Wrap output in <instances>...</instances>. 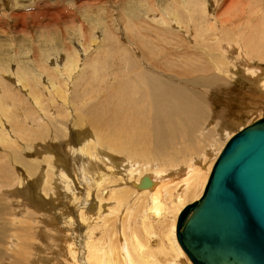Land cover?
<instances>
[{"label": "rangeland", "instance_id": "1", "mask_svg": "<svg viewBox=\"0 0 264 264\" xmlns=\"http://www.w3.org/2000/svg\"><path fill=\"white\" fill-rule=\"evenodd\" d=\"M239 48L240 50H238ZM210 60L213 66L208 63ZM243 62L249 64L250 68L264 71V0H0V131L3 132H0V141L2 142H0V169L5 171L4 173L12 174L9 178L7 177V181L0 177V206H2V208L0 207V224L3 225H0V264H13V258L21 260L24 258V261L27 262L28 260L30 264H94V260L90 258L92 254L90 250L94 251L98 247H103L102 249L106 252L104 264H111L116 263V257L113 255H117L118 251L121 252L125 241L128 246H131L132 242V247L129 248H134L132 254L137 259L138 255L134 253L136 248L134 234L143 244V253L152 256L150 258H153L154 263L184 264L185 260L181 258L176 263L175 260L178 257L174 256V251L165 245L168 244L164 234L166 230L168 232L169 221L165 222L167 229L164 230L160 224L164 220L157 221L158 219H154L152 214L150 216V213L147 212L152 203V198L149 194H142L143 191L135 189L132 184L138 183V180L147 176L154 178L160 176L159 178H164L163 181L167 185L173 184L174 181H181L182 186L174 190L172 198L162 196L164 192H161V196L158 198L165 204L171 203L169 211L174 214H176L175 207L178 198L184 199L183 205L185 207L201 197L204 190L205 172L209 167L212 169L225 143L241 130V126L244 128L264 117L263 109L258 110L262 106L260 103L261 96L250 84L252 81L248 83L245 80H250L251 76L245 75L242 67ZM217 64L219 65L217 66ZM204 66L206 69L203 68ZM187 70L195 74L192 75ZM187 73L192 75V78L203 77L207 79L205 77H211L212 80L211 75L217 74L216 77L225 79L226 85L221 84L223 80L214 85L212 84L213 81L206 80L208 81L207 86L205 84L203 89V87L196 86L195 80L187 77ZM226 73L233 76L231 80L233 82L228 81L227 76L224 75ZM263 74L260 72L259 76L262 78ZM148 77H156L165 84L178 87L181 93L189 95L193 102L196 101L200 104H195L200 111L193 126L195 128L190 129L188 122L184 119L181 122L176 120L177 125L181 123L187 125L190 133L189 135L183 133L185 136L180 133L178 139L166 147H157L156 138L150 136V128L158 120L155 121V116L152 115L147 105L149 102L147 94L151 90L144 86L139 87L146 82ZM218 78L214 80L218 81ZM208 83L212 87L221 88H212ZM218 84L221 85L218 86ZM125 85L132 89L136 87L133 91L134 94L130 93L127 87L125 89ZM200 90H209L207 92L209 93L208 104L198 101L194 97ZM120 95L125 96V98L124 96L121 98L124 102L121 100L122 104H119V106H124H121L122 109L128 110L129 105H134L142 111L140 112L142 119L132 120L135 121L133 123V136H128L126 139L128 127L120 128L117 133L113 125L115 124L114 120L123 119V114L118 112L119 115H113V110L110 111ZM105 97L107 101H102ZM202 103L205 105H201ZM94 111H97L96 113L100 114L101 117ZM262 111L263 113H261ZM89 115L95 117L92 116L93 119H91ZM105 115L106 117H104ZM117 115L121 116L118 117ZM73 116L77 118L74 119ZM137 118L139 117H135V119ZM81 119L85 122H82ZM72 120L74 121L70 122ZM93 121V124L97 121L99 128L92 124ZM103 122L104 125H102ZM75 126L79 127L75 128ZM90 127H94V129ZM12 129L15 130L12 131ZM28 132L29 134H27ZM145 132L147 133L146 137L141 139V133ZM100 134L103 136H99ZM80 136L81 139H79ZM116 136L118 137L116 138ZM11 138L12 140H10ZM52 138L54 139L52 140ZM107 139L108 141H105ZM10 141L13 142L10 143ZM115 141L118 142L115 143ZM137 147L140 148L134 149ZM10 159L12 160L10 161ZM34 160H37L40 168L36 163L34 164ZM87 164L93 165L89 169ZM197 168L203 172V178L194 184V193L184 197V189L187 188L184 179L190 178ZM14 170L17 174L14 173ZM103 171L104 173H102ZM13 174L17 177L20 176V178H16ZM158 174L159 176H157ZM29 179L31 181L33 179V181L29 183ZM66 179L71 182H67ZM104 180L105 182H103ZM98 185L99 187H97ZM105 189L106 192L104 193ZM122 193L124 200L119 204L115 196ZM133 196L135 198H132ZM102 197L104 198L101 199ZM107 198L110 199L107 201ZM80 207L81 211L79 210ZM113 208L116 210L115 213H113ZM48 210L51 211L48 212ZM109 210H113L112 213ZM126 210L128 211L126 212ZM108 213L114 216L109 215L108 217ZM49 216L50 218H48ZM143 216L146 219H151V217L152 219L145 220ZM81 217L84 219L83 221H80L82 220ZM18 220L19 223H17ZM165 220H169V218ZM24 222L26 223L23 224ZM127 222L129 225L126 224ZM113 223L114 225H112ZM47 224L48 226H46ZM68 224L72 226V229ZM4 226L8 229L2 230ZM116 230L118 233L120 231L121 235L116 234ZM94 232L96 233L93 235ZM56 233L59 234L56 235ZM151 233H154V236ZM127 235L131 240L128 239ZM103 236H106L108 241L113 240L112 242L109 241L110 246H108L107 240L103 239ZM146 236L151 237V240ZM3 237L4 239H2ZM25 242H30V244L27 245ZM79 242L81 245L78 244ZM97 243L99 244L98 247ZM106 243L108 245L105 249ZM159 243L162 245L160 246ZM158 245L162 248L160 249ZM113 248L117 252H114ZM19 249L25 251L21 258L16 255ZM110 251L113 252L112 255ZM65 252L67 253L66 256ZM175 257L176 259H174ZM76 259L80 261H76Z\"/></svg>", "mask_w": 264, "mask_h": 264}, {"label": "bare ground", "instance_id": "2", "mask_svg": "<svg viewBox=\"0 0 264 264\" xmlns=\"http://www.w3.org/2000/svg\"><path fill=\"white\" fill-rule=\"evenodd\" d=\"M215 2V1H214ZM217 6V5H216ZM259 13V12H258ZM225 24V23H224ZM214 27V26H213ZM193 28V27H192ZM215 28V27H214ZM216 29V28H215ZM212 30V29H211ZM216 30H218V29H216ZM216 30H214L215 32H216ZM221 30V29H220ZM222 31H223V29H222ZM220 32V31H219ZM252 32V31H251ZM205 33V32H204ZM203 34V33H202ZM219 34V33H218ZM211 35H214V34H211ZM211 35H208V36H211ZM240 35H242V34H240ZM260 35V34H259ZM237 36V35H236ZM239 36V35H238ZM249 36V35H248ZM254 37V36H253ZM204 39V38H203ZM202 39V40H203ZM249 39V38H248ZM212 41V40H211ZM247 41H249V40H247ZM244 42V41H243ZM246 42V41H245ZM232 43V42H231ZM248 43V42H247ZM246 43V44H247ZM250 43V42H249ZM248 46H250L249 44H248ZM247 46V47H248ZM216 47V46H215ZM186 48V47H185ZM249 48V47H248ZM257 48V47H256ZM238 50H240V48L238 49ZM229 53V52H228ZM239 54V53H238ZM219 55V54H218ZM222 56V55H221ZM245 56V55H244ZM220 57V56H219ZM224 57V56H223ZM198 58V57H197ZM222 58V57H221ZM218 59V58H217ZM213 60V59H212ZM222 60V59H221ZM225 61V60H224ZM228 61V60H227ZM231 61V60H230ZM247 61V60H246ZM248 62V61H247ZM188 63V62H187ZM209 64H211L212 65V61L210 60V62H208ZM216 63V62H215ZM214 63V64H215ZM196 65V64H195ZM219 64H217V66H218ZM222 65H224V64H222ZM230 65H233V64H230ZM235 65V64H234ZM192 66V65H191ZM197 66V65H196ZM195 66V67H196ZM199 66V65H198ZM213 66V65H212ZM221 66V65H220ZM188 67V66H187ZM207 67V66H206ZM209 67H210V65H209ZM225 67V66H224ZM242 67H243V69H244V73H245V75L246 76H248L249 75V77L251 76V78H250V80H248V79H245L248 83L249 82H251L250 84H252L255 88H254V90H256V92H258V94H259V92H260V94H259V96L261 95V92H264V76L261 78L260 76H259V74H260V72H263L264 73V71H259L257 68H250L249 67V64H247L246 62H243V65H242ZM190 68H192V67H190ZM197 68V67H196ZM201 68H202V66H201ZM203 68H205V66L203 67ZM234 68H235V66H234ZM189 69V68H188ZM206 69V68H205ZM210 69H211V67H210ZM217 69H219V67H217ZM221 69V68H220ZM228 69V68H227ZM196 70V69H195ZM201 70V69H200ZM214 70V69H213ZM230 70V69H229ZM241 70V69H240ZM188 71V70H187ZM197 71V70H196ZM204 72L206 71V70H203ZM188 72H190V71H188ZM207 72V71H206ZM211 72V71H210ZM218 72V71H217ZM243 72V71H242ZM258 72H259V74H258ZM191 73V72H190ZM196 73H199V72H196ZM201 73V72H200ZM224 73V72H223ZM228 73V72H227ZM224 74L225 76H227V78H228V81L229 82H233V81H231L232 80V78H233V76L231 75V74ZM237 73V72H236ZM17 74V73H16ZM15 74V75H16ZM188 74V73H187ZM192 75L193 74H195V73H191ZM235 74V73H234ZM13 75V74H12ZM18 75V74H17ZM53 75V74H52ZM152 75V74H151ZM190 74H188V75H186L187 77H191L192 75H190ZM264 75V74H263ZM205 76H208V75H205ZM212 77H213V80L211 79V77L210 78H208V77H205V78H207V79H204L203 77H191L190 79H193V80H195V85L196 86H200V87H203L205 84V86H207V82L208 81H206V80H209V81H213V85L215 84V83H219L221 80H223L222 82H221V84L222 83H224L225 84V79H223V78H221V77H216L217 76V74L215 75H211ZM6 77V76H5ZM14 77V76H13ZM235 77V76H234ZM237 77H239V76H237ZM10 78V77H9ZM16 78V77H15ZM217 79L218 78V81L217 80H214V79ZM17 80V79H16ZM234 80V79H233ZM13 82V81H12ZM58 82V81H57ZM193 82V81H192ZM16 83H18V82H16ZM16 83H14L15 84V86H17L16 85ZM209 83H211V82H209ZM208 83V84H209ZM13 84V85H14ZM54 84V83H53ZM149 84H150V86H149ZM185 84V83H184ZM221 84H218V86L219 85H221ZM192 85V84H191ZM193 85H194V83H193ZM192 85V86H193ZM194 85V86H195ZM210 85V84H209ZM226 85V84H225ZM19 86V85H18ZM146 87V88H148V89H150L151 90V92H149L148 94H147V98H148V100H149V102H148V107L150 108V110H151V113H152V115L153 116H155V121L156 120H158L156 123H155V121H154V125H152V127L150 128V136H154L155 138H156V145H157V147H166L167 145H169V144H171V143H174L177 139H178V137H179V135H181L180 133H182V136H185L186 134H188L189 135V133H190V129L194 126V124H195V122L197 121V119H198V116H199V110L197 109V106L196 105H200V104H198L196 101H195V99H194V101L195 102H193L192 100H191V98L189 97V95L187 96V95H184L183 93H181L180 91H179V89H178V87L176 88V87H174V86H172V85H169V84H165L164 82H162V81H160V80H158L156 77H148L147 78V80H146V82L145 83H143V84H141V85H139V87L141 88V87ZM188 86V85H187ZM211 86V85H210ZM224 86V85H223ZM49 87V86H48ZM126 87H127V85H125V89H126ZM212 87V86H211ZM19 88H20V86H19ZM51 88H52V86H51ZM59 88V87H58ZM136 88V87H135ZM135 88H131V87H127V90H129L130 91V93H133V91H134V89ZM212 88H215V86L214 87H212ZM218 88H221V87H216L215 89H218ZM48 89V88H47ZM203 89H204V87H203ZM207 89H209V88H207ZM206 89V90H207ZM23 90H27V89H23ZM46 90V89H45ZM56 90V89H55ZM206 90H203V91H201L200 90V92H198V94H196L197 96H194L198 101H201V102H203V103H206L207 102V98H208V94L209 93H207V92H209V90L208 91H206ZM66 91V90H65ZM126 91V90H125ZM199 91V90H198ZM251 91V90H250ZM60 92H62L61 90H60ZM46 93H48L49 94V92H46ZM45 93V94H46ZM211 93V92H210ZM52 94V93H51ZM74 94V93H73ZM76 94V93H75ZM89 94H91V93H89ZM134 94V93H133ZM191 94V93H190ZM213 95V94H212ZM66 96V95H65ZM121 96V95H120ZM119 96V98H118V100H117V102L114 104V107L113 108H111L110 109V111H112V114L114 115V114H118V112H121L122 114H123V119H117V120H114L115 121V124H113L114 126H115V130H116V132H117V130H119L120 128H127L128 127V130L126 131V135H125V139L128 137V136H130V137H132L133 136V133H134V125H133V123L135 122V121H132V120H138V119H142L141 117H140V112H142V111H140L137 107H135L134 105H129V107H128V110L127 109H122L121 108V106H123V105H121V106H119V104H122V99L121 98H123L122 96H124V95H122L121 97ZM211 96V95H210ZM124 98H125V96H124ZM57 99V98H56ZM261 99V98H260ZM52 100H54V99H52ZM58 100V99H57ZM122 100V101H121ZM102 101H107V98L105 97V98H103L102 99ZM127 101V100H126ZM126 101H125V103H126ZM131 101V100H130ZM68 102V101H67ZM124 102V101H123ZM52 103V102H51ZM71 103V102H70ZM201 104V105H205V104ZM35 104V103H34ZM34 104H33V106H34ZM68 104V103H67ZM196 104V105H195ZM207 104H208V102H207ZM254 105H256V104H254ZM65 106V105H64ZM92 106V105H91ZM95 107V106H94ZM109 107H110V105H109ZM112 107V106H111ZM124 107V106H123ZM256 107V106H255ZM35 108H37L36 106H35ZM51 108V107H50ZM56 108V107H55ZM64 108V107H63ZM70 108V107H69ZM71 108H72V106H71ZM74 109V108H73ZM38 110V109H37ZM51 110V109H50ZM91 110V109H90ZM98 110V109H97ZM197 110H198V112H197ZM250 110V109H249ZM264 110V109H263ZM53 111V110H52ZM66 111H69V110H66ZM70 111H72V109H70ZM54 112V111H53ZM58 112V111H57ZM62 112V111H61ZM64 112H65V109H64ZM73 112V111H72ZM93 112V111H92ZM95 112V111H94ZM97 112V111H96ZM95 112V113H96ZM102 112V111H101ZM108 112V111H107ZM68 113V112H67ZM75 113V112H74ZM197 113V114H196ZM249 113V112H248ZM259 113V112H258ZM257 113V114H258ZM263 113V112H262ZM64 114V113H63ZM66 114V113H65ZM64 114V115H65ZM71 114H73V113H71ZM90 114H92V113H90ZM97 114V113H96ZM121 114V115H122ZM60 115H62V114H60ZM95 115V114H94ZM98 115V114H97ZM96 115V116H97ZM100 115V114H99ZM98 115V116H99ZM107 115V114H106ZM106 115L104 116V117H106ZM109 115H111V114H109ZM119 115V114H118ZM117 115V116H118ZM120 115V116H121ZM249 115H250V113H249ZM259 115V114H258ZM40 116V115H39ZM76 116V115H75ZM78 116V115H77ZM90 116V118L93 116H91V115H89ZM120 116H118V117H120ZM194 116H197V117H194ZM9 117V116H8ZM42 117H43V115H42ZM74 117V116H73ZM72 117V118H73ZM79 117V116H78ZM81 117V116H80ZM95 116H93V118H94ZM100 117H101V115H100ZM135 117H139V118H137V119H135ZM191 117H194V118H191ZM10 119H11V117H9ZM75 118H77V117H74V119ZM90 118H89V120H90ZM93 118H91V119H93ZM97 119H98V117H96ZM112 118H116V117H112ZM40 119H42L41 117H40ZM186 120L187 122H188V126H189V130H188V126L187 125H184V124H179V125H177L176 123H175V121L176 120H178V121H182V120ZM258 119V118H257ZM71 120V119H70ZM94 120H96V119H94ZM103 120V119H102ZM102 120H99V121H101L102 122ZM107 120H108V118H107ZM110 120V119H109ZM112 120V119H111ZM14 121V120H13ZM74 120H72V121H70V122H73ZM76 121V120H75ZM80 121V119L78 120V122ZM81 121H82V119H81ZM92 121V120H91ZM90 121V122H91ZM105 121V120H104ZM113 121V120H112ZM130 121V122H129ZM69 122V123H70ZM82 122H85V121H82ZM108 122V121H107ZM76 123V122H75ZM94 123V121L92 122V124ZM110 123V122H109ZM112 123H114V122H112ZM111 123V124H112ZM76 124H78V123H76ZM84 124V123H83ZM102 124V123H101ZM105 123L103 122V124L102 125H104ZM132 126H131V125ZM197 124V123H196ZM5 125H6V123H5ZM17 125H18V123H17ZM31 125V124H30ZM86 125V124H85ZM95 127H98L99 128V126H98V123H97V121L95 122V124H93ZM100 125V124H99ZM88 126V125H87ZM106 126V125H105ZM114 126H112V127H114ZM7 127V126H6ZM15 127V126H14ZM77 127H79V126H77ZM76 126H75V128H77ZM81 127H83V126H81ZM101 128H103L102 126H100ZM17 128V127H16ZM68 128V127H67ZM71 128V127H70ZM91 128V127H90ZM109 128V127H108ZM110 128H111V125H110ZM193 128H195V127H193ZM5 129V128H4ZM21 129V128H20ZM28 130H29V128H27ZM69 129V128H68ZM82 129V128H81ZM91 129H94V127L93 128H91ZM104 129V128H103ZM113 129V128H112ZM241 129H242V126H241ZM3 130V129H2ZM15 130V129H14ZM13 129H12V131H14ZM25 130V129H24ZM27 130V131H28ZM37 130V129H36ZM73 130V129H72ZM76 130V129H75ZM84 130V129H83ZM182 130H186V131H182ZM4 131V130H3ZM9 131V130H8ZM11 131V132H12ZM40 131V130H39ZM80 131V130H79ZM94 131V130H93ZM98 131H101V130H99L98 129ZM106 131V130H105ZM0 132H2V131H0ZM33 132V131H32ZM38 132V131H37ZM70 132V131H69ZM72 132V131H71ZM86 132V131H85ZM96 132V131H95ZM94 132V133H95ZM115 132V133H116ZM119 132V131H118ZM117 132V133H118ZM3 133V132H2ZM10 133V132H9ZM13 133V132H12ZM17 133V132H16ZM21 133V132H20ZM34 133V132H33ZM76 133V132H75ZM99 133V132H98ZM107 133V132H106ZM108 133H110V132H108ZM111 133H112V130H111ZM183 133H185V135H183ZM19 134V133H18ZM26 134V133H25ZM25 134H24V136H25ZM27 134H29V132L27 133ZM26 134V135H27ZM31 134V133H30ZM66 134V133H65ZM73 134V133H72ZM102 134H104V133H102ZM102 134H100L99 136H101ZM114 134V133H113ZM4 135H5V133H4ZM15 135V134H14ZM21 135L23 136V134L21 133ZM71 135V134H70ZM75 135V134H74ZM78 135H80L79 133H78ZM77 135V136H78ZM86 135H88V134H86ZM109 135V134H108ZM117 135H120V134H117ZM146 135H147V133L145 132V133H141V135H140V138L141 139H143V137H146ZM228 135V134H227ZM233 135V134H232ZM0 136H1V134H0ZM5 136H7V135H5ZM31 136V135H30ZM35 136V135H34ZM39 136H40V134H39ZM44 136V135H43ZM55 136H57V135H55ZM72 136V135H71ZM97 136V135H96ZM103 136V135H102ZM101 136V137H102ZM230 136V135H229ZM10 137V136H9ZM14 137V136H13ZM33 137V136H32ZM48 137H50V136H48ZM79 137V136H78ZM78 137H76V138H78ZM83 137V136H82ZM113 136L111 135V138H112ZM115 137V136H114ZM118 136H116V138H117ZM120 137V136H119ZM181 137V136H180ZM1 138V137H0ZM3 138H4V136H3ZM38 139H39V137H37ZM58 138V137H57ZM72 138V137H71ZM99 138V137H98ZM8 139V138H7ZM23 139V138H22ZM49 139V138H48ZM54 138H52V140H53ZM74 139V138H73ZM79 139H81V136H80V138ZM10 140H12V138L10 139ZM20 140V139H19ZM27 140V139H26ZM30 140V139H29ZM43 140H44V138H43ZM51 140V141H52ZM100 141H101V139H99ZM113 140H114V138H113ZM116 140V139H115ZM118 140V139H117ZM122 140V139H121ZM42 141V140H41ZM56 141V140H55ZM79 141V140H78ZM77 141V142H78ZM98 141V140H97ZM104 141V140H103ZM105 141H108V139L107 140H105ZM112 141V140H111ZM120 141V140H119ZM1 142V141H0ZM8 142V141H7ZM13 141H10V143H12ZM76 142V143H77ZM80 142H81V140H80ZM102 142V141H101ZM113 142V141H112ZM116 142H118V141H115V143ZM2 143V142H1ZM4 143V142H3ZM6 143V142H5ZM72 143H74V142H72ZM95 143V142H94ZM109 143H111L110 142V140H109ZM109 143H106V144H109ZM115 143H114V145H115ZM7 144V143H6ZM6 144H5V146H6ZM15 144H17V143H15ZM21 144V143H20ZM32 144V143H31ZM51 144V143H50ZM105 144V143H104ZM2 145V144H1ZM8 145H10L9 143H8ZM18 145V144H17ZM75 145V144H74ZM117 145H119V144H117ZM4 146V145H3ZM30 146V145H29ZM78 146V145H77ZM81 146V145H80ZM110 146V145H109ZM9 147V146H8ZM38 147V146H37ZM107 147V146H106ZM120 147V146H119ZM17 148H19V147H17ZM25 148V147H24ZM77 148V147H76ZM75 148V149H76ZM138 148H140V147H137V148H134V149H138ZM28 149H31V147H28ZM34 149H35V147H34ZM40 149V148H39ZM82 149V148H81ZM86 149V148H85ZM111 149H112V147H111ZM118 149V148H117ZM33 150V149H32ZM47 150V149H46ZM80 150V149H79ZM115 150V149H114ZM19 151V150H18ZM26 151V150H25ZM111 151V150H110ZM118 151V150H117ZM3 152V151H2ZM8 152H9V150H8ZM22 152V151H21ZM35 152V151H34ZM37 153L39 152V150L38 151H36ZM29 153V152H28ZM84 153H86V152H84ZM92 153V152H91ZM158 153H161V152H158ZM22 154V153H21ZM31 154H32V152H31ZM31 154H29V155H31ZM15 155V154H14ZM19 155V154H18ZM9 156H10V153H9ZM13 156V155H12ZM45 156V155H44ZM85 156H86V154H85ZM17 157V156H16ZM19 157V156H18ZM111 157V156H110ZM1 158V157H0ZM14 158V157H13ZM58 158V157H57ZM33 159V158H32ZM31 159V160H32ZM36 159V158H35ZM93 159V158H92ZM95 159V158H94ZM112 159V158H111ZM12 159H10V161H11ZM16 160V159H15ZM103 160V159H102ZM115 160V159H114ZM131 160V159H130ZM130 160H128V161H130ZM9 161V162H10ZM35 161V160H34ZM45 161V160H44ZM48 161V160H47ZM51 161V160H50ZM73 161V160H72ZM105 161V160H104ZM15 162V161H14ZM22 162V161H21ZM97 162V161H96ZM106 162V161H105ZM11 164H12V162H10ZM29 163H30V161H29ZM29 163H27V164H29ZM37 164L38 165V163H37V160L34 162V164ZM39 163H40V161H39ZM70 163V162H69ZM81 163V162H80ZM136 163V162H135ZM3 164V163H2ZM26 164V166H29V165H27ZM33 164V165H34ZM78 164V163H77ZM14 165V164H13ZM16 165V164H15ZM19 165V164H18ZM18 165H17V167H18ZM32 165V164H31ZM32 165V166H33ZM44 165V164H43ZM43 165H41V167H43ZM48 165V164H47ZM84 165V164H83ZM93 165V164H92ZM92 165H86L87 167H89V169H90V166H92ZM107 166H108V164H106ZM129 165V164H128ZM1 166V165H0ZM6 166V165H5ZM39 166V165H38ZM45 166V165H44ZM49 166V165H48ZM97 166V165H96ZM130 166V165H129ZM36 167V166H35ZM34 167V168H35ZM49 167H51V166H49ZM109 167V166H108ZM191 167H192V165H191ZM190 167V168H191ZM200 167V166H199ZM15 169H17L16 167H14ZM33 168V169H34ZM38 168V167H37ZM39 168H40V166H39ZM38 168V169H39ZM63 168V167H62ZM82 168V167H81ZM106 168V167H105ZM134 168V167H133ZM189 168V169H190ZM193 168V167H192ZM20 169V168H19ZM28 169V168H27ZM45 169H46V167H45ZM49 169V168H48ZM85 169V168H84ZM107 169V168H106ZM110 169V168H109ZM135 169V168H134ZM188 169V168H187ZM201 169V168H200ZM12 170V169H11ZM88 170V169H87ZM110 170H115V169H113V168H111ZM126 170H128V169H126ZM129 170H130V168H129ZM211 169H210V167L207 169V172H205V176H204V180H205V182H204V186H203V189L205 188V185H206V183H207V180H208V178H206V177H208V175H210V173L209 172H211L210 171ZM15 171L16 170H14V173H15ZM18 171V170H17ZM20 171V170H19ZM21 171H22V169H21ZM21 171H20V173H21ZM33 172H34V170H32ZM31 171V172H32ZM36 171V170H35ZM39 171V170H38ZM41 171V170H40ZM48 171V170H47ZM102 171V170H101ZM131 171V170H130ZM129 171V172H130ZM5 171H2L1 169H0V177H2L4 180H8V178H9V176L10 175H12V174H10L9 175V173H4ZM26 172H27V170H26ZM42 172V171H41ZM51 172V171H50ZM49 172V173H50ZM58 172H60V171H58ZM110 172V171H109ZM112 172V171H111ZM117 172V171H116ZM133 172V171H132ZM192 172V171H191ZM12 173V172H11ZM38 173V172H37ZM87 173V172H86ZM91 173V172H90ZM102 173H104V171L102 172ZM127 173V172H126ZM15 174H17V172L15 173ZM15 174H13V175H15ZM23 174H24V172H23ZM33 174V173H32ZM93 174H95V173H93ZM96 174H99V173H96ZM124 174V173H123ZM129 174V173H128ZM154 174H157V173H154ZM202 174H203V172H201L200 170H198V168L196 169V170H194V173H193V175L189 178H186V179H184V181L186 182V185H187V188L186 189H184V197L186 196H190L191 194H193L194 193V190H193V186H194V184L195 183H197L198 182V180L199 179H201V178H203L202 177ZM66 175V174H65ZM91 175V174H90ZM110 175V174H109ZM116 175V174H115ZM131 175V174H130ZM144 175V174H143ZM161 175V174H160ZM185 175V174H184ZM19 176V175H18ZM21 176H22V174H21ZM36 176H37V174H36ZM63 176H64V174H63ZM62 176V177H63ZM92 176V175H91ZM119 176V175H118ZM157 176H159V174L157 175ZM176 176V175H175ZM8 177V178H7ZM15 177L16 178H20V176L19 177H17L16 175H15ZM23 177V176H22ZM48 177V176H47ZM60 177V176H59ZM66 177H67V175H66ZM120 177V176H119ZM123 177V176H122ZM131 177H132V175H131ZM160 177V176H159ZM159 177H150V176H147V177H140L141 179L140 180H138V183H133L132 184V187H134L135 189H137V190H139V191H143V192H141L142 194H149V196H150V198H152V203L150 204V207L147 209V207H146V209H147V212H149L150 213V216H151V214H152V216L154 217V219H158L157 221H161V219L162 220H164L163 222H160V224L162 225L161 227H163L164 228V230L165 229H167V223H165V222H167V221H169V223H168V226H169V229H168V232H167V230H166V233L164 234L165 236H164V238L166 239H164L165 241H167L168 242V244H165L166 246H167V248L168 247H170V249L172 250V251H174V253H175V255L174 256H176V257H178L177 259H176V257L174 258V259H176L175 260V262L177 261V260H179V258H181V259H184L185 260V262H186V264H191V262L188 260V258L186 257V255L183 253V251H182V249L180 248V246H179V244L177 243V239H176V224H177V220H178V217H179V215H180V213H181V211L186 207V206H189V205H186L185 207H184V205H183V202H184V199H181V198H178V200H177V206L175 207V213L176 214H174V213H172L171 211H169L170 210V206L172 205L171 203L169 204V203H164V202H162V201H159L158 200V198H160V196H161V192H164L163 193V195L162 196H166L167 198H172L174 195H173V193H174V190L176 189V188H179L180 186H182L181 185V181H174L173 182V184H171V185H167V184H165L164 183V181H163V179L164 178H159ZM180 177V176H179ZM13 178V177H12ZM53 178V177H52ZM84 178V177H83ZM156 178H157V180H156ZM10 179H11V177H10ZM23 179H25V178H23ZM23 179H22V181H23ZM68 179V178H67ZM67 179H66V181H67ZM112 179V178H111ZM114 179V178H113ZM120 179V178H119ZM176 179V178H175ZM30 180V179H29ZM28 180V181H29ZM59 180H61V179H59ZM100 180V179H99ZM133 180H134V178H133ZM32 181H33V179H32ZM31 180H30V182L29 183H31L32 182ZM69 182H71L70 180H68ZM67 181V182H68ZM110 181V180H109ZM121 181V180H120ZM119 181V182H120ZM127 181V180H126ZM168 181V180H167ZM10 182V181H9ZM20 182H21V180H20ZM19 182V183H20ZM45 182V181H44ZM47 182V181H46ZM60 182V181H59ZM96 182V181H95ZM103 182H105V180L103 181ZM118 182V183H119ZM100 183H102V182H100ZM116 183V182H115ZM128 183V182H127ZM9 184V183H8ZM14 184V183H13ZM16 184V183H15ZM24 184H25V182H24ZM61 184H63V183H61ZM65 184H66V182H65ZM103 184V183H102ZM117 184V183H116ZM130 184V183H129ZM184 184V183H183ZM198 184H200V183H198ZM26 185V184H25ZM35 185V184H34ZM67 185V184H66ZM71 185V184H70ZM95 185V184H94ZM115 185V184H114ZM121 185V184H120ZM185 185V186H186ZM19 186H21V185H19ZM68 186V185H67ZM113 186V185H112ZM127 186V185H126ZM72 187H73V185H72ZM97 187H99V185L97 186ZM103 187H105V186H103ZM120 187V186H119ZM124 187V186H123ZM130 187V186H129ZM184 187V186H183ZM31 188V187H30ZM70 188V187H69ZM69 188H68V190H69ZM90 188V187H89ZM107 188V187H106ZM110 188H112V187H110ZM125 188V187H124ZM66 189H67V187H66ZM202 189V188H201ZM70 190H71V188H70ZM109 190V189H108ZM136 190V191H137ZM148 190H151L150 192L148 191ZM28 192V191H27ZM106 192V189H105V191H104V193ZM118 192V191H117ZM203 192V191H202ZM77 193V192H76ZM89 193V192H88ZM115 193V192H114ZM140 193V192H139ZM179 193H181V192H179ZM28 194V193H27ZM30 194V193H29ZM84 194V193H83ZM1 195V194H0ZM25 195V194H24ZM104 195V194H103ZM110 195V194H109ZM137 195V194H136ZM173 195V196H172ZM107 196V195H106ZM105 196V197H106ZM148 196V197H149ZM181 196H182V194H181ZM33 197V196H32ZM86 197V196H85ZM116 197V201H117V203H122V201L124 200V194L122 193V194H119V195H117V196H115ZM38 198V197H37ZM104 197H102L101 199H103ZM132 198H135L134 196L132 197ZM144 198H146V197H144ZM163 198V197H162ZM177 198V197H176ZM24 199V198H23ZM26 199V198H25ZM83 199V198H82ZM98 199H99V197H98ZM110 198H107V201L109 200ZM164 199V198H163ZM162 199V200H163ZM200 199V198H199ZM198 199V200H199ZM87 200V199H86ZM100 200V199H99ZM106 200V199H105ZM197 200V201H198ZM23 201V200H22ZM24 201H26V200H24ZM29 201V200H28ZM31 201V200H30ZM98 201V200H97ZM103 201V200H102ZM101 201V202H102ZM106 201V202H107ZM112 201V200H111ZM164 201V200H163ZM40 202V201H39ZM76 202H78V201H76ZM79 202H80V200H79ZM137 202V201H136ZM172 202V201H171ZM194 202H196V201H194ZM193 202V203H194ZM1 203V202H0ZM5 203V202H4ZM27 203V202H26ZM33 203V202H32ZM86 203V202H85ZM88 203V202H87ZM104 203V202H103ZM116 203V202H115ZM138 203V202H137ZM136 203V204H137ZM29 204H30V202H29ZM36 204V203H35ZM94 204V203H93ZM108 204H110V203H108ZM107 204V206H109ZM112 204V203H111ZM148 204V203H147ZM173 204H174V202H173ZM192 204V203H191ZM15 205V204H14ZM26 205H28V204H26ZM86 205V204H85ZM84 205V206H85ZM104 205V204H103ZM127 205V204H126ZM130 205V204H129ZM12 206H13V204H12ZM98 206H99V204H98ZM112 206V205H111ZM135 206V205H134ZM1 208H2V206H0ZM15 207V206H14ZM101 207V206H100ZM115 207V206H114ZM122 207H123V205H122ZM0 208V209H1ZM142 208V207H141ZM81 209V207L79 208V210ZM104 209V208H103ZM107 209H112V208H107ZM117 209V208H116ZM123 209V208H122ZM121 209V210H122ZM132 209V208H131ZM130 209V210H131ZM134 209V208H133ZM138 209V208H137ZM172 209V208H171ZM18 210H20V209H18ZM47 210V209H46ZM54 210V209H53ZM58 210V209H57ZM77 210V209H76ZM78 210V211H79ZM105 210V209H104ZM113 210H114V208H113ZM112 210V211H113ZM51 211V210H50ZM49 210H48V212H50ZM60 211V210H59ZM77 211V213L79 214V212ZM81 211V210H80ZM95 211V210H94ZM109 211H111V210H109ZM112 211L110 212V213H112ZM128 210H126V212H127ZM144 211V210H143ZM12 212V211H11ZM84 212V211H83ZM98 212V211H97ZM102 212V211H101ZM116 212V210H114L113 211V213H115ZM125 212V213H126ZM132 212V211H131ZM45 213V212H44ZM51 213H53V212H51ZM60 213H61V211H60ZM104 213H106L105 211H104ZM110 213H108V217H109V215H110ZM124 213V212H123ZM124 213V214H125ZM143 213V212H142ZM145 213V212H144ZM12 214V213H11ZM47 214V213H46ZM46 214H44V215H46ZM85 214V213H84ZM83 214V215H84ZM99 214V213H98ZM148 214V213H147ZM13 215V214H12ZM12 215H11V217H12ZM64 215V214H63ZM82 215V216H83ZM92 215V214H91ZM100 215V214H99ZM123 215V214H122ZM138 215H139V213H138ZM144 215V214H143ZM2 216V215H1ZM51 216V215H50ZM50 216L48 217V218H50ZM86 216V215H85ZM102 216V215H101ZM104 216V215H103ZM110 216H114V215H110ZM130 216V215H129ZM3 217V216H2ZM1 217V218H2ZM30 217H31V215H30ZM29 217V218H30ZM70 217V216H69ZM91 217V216H90ZM145 217H146V214H145ZM144 216H143V218L145 219V220H147V219H149V220H151L152 219V217H151V219L150 218H145ZM149 217V216H148ZM7 218V217H6ZM45 218V217H44ZM84 218V217H83ZM92 218V217H91ZM106 218H107V215H106ZM111 218V217H110ZM119 218V217H118ZM122 219H123V216L121 217ZM141 218V217H140ZM166 218H169V220H165ZM2 219H4V218H2ZM24 219V218H23ZM22 219V220H23ZM26 219V218H25ZM70 219V218H69ZM81 219H82V217H81ZM90 219V218H89ZM102 219H104V218H102ZM115 219V218H114ZM127 219H129V218H127ZM5 220V219H4ZM8 220V219H7ZM21 220V221H22ZM31 220V219H30ZM60 220V219H59ZM72 220H73V218H72ZM80 220V219H79ZM84 219H82V220H80V221H83ZM112 220V219H111ZM120 220V219H119ZM140 220V219H139ZM138 220V221H139ZM3 221V220H2ZM12 221V220H11ZM20 221V222H21ZM23 221H25V220H23ZM71 221V220H70ZM89 221V220H88ZM96 221V220H95ZM95 221H93V222H95ZM129 221V220H128ZM140 221H143V220H140ZM154 221V220H153ZM13 222V221H12ZM44 222V221H43ZM67 222V221H66ZM73 222V221H72ZM104 222V221H103ZM111 222V221H110ZM112 222H114V221H112ZM120 222H121V220H120ZM152 222V221H151ZM176 222V223H175ZM17 223H19V220L17 221ZM26 222H24L23 224H25ZM64 223V222H63ZM85 223L87 224V221H85ZM88 223H91V222H88ZM122 223V222H121ZM150 223V222H149ZM4 224H5V222H4ZM9 224V223H8ZM8 224H6V225H8ZM54 224V223H53ZM84 224V223H83ZM82 224V225H83ZM93 224V223H92ZM96 224H98V223H96ZM116 224V223H115ZM126 224H128L129 225V223L127 222ZM132 224V223H131ZM154 224V223H153ZM0 225H2V224H0ZM87 225H89V224H87ZM102 225V224H101ZM112 225H114V223L112 224ZM127 225V226H128ZM135 225H136V222H135ZM3 226V225H2ZM23 226V225H22ZM46 226H48V224L46 225ZM68 226H70L69 224H68ZM85 226V225H84ZM107 226V225H106ZM126 226V227H127ZM143 226V225H142ZM5 227V226H4ZM2 227V230L3 229H6L7 227ZM8 227H10V226H8ZM54 227H55V225H54ZM59 227V226H58ZM72 226H70V228H71ZM78 227H79V225H78ZM77 227V228H78ZM83 227V226H82ZM87 227V226H86ZM103 227V226H102ZM123 227H125V226H123ZM150 227V226H149ZM154 227H156V226H154ZM158 227V226H157ZM24 228V227H23ZM74 228V227H73ZM91 228V227H90ZM108 228V227H107ZM111 228V227H110ZM109 228V229H110ZM114 228V227H113ZM129 228V227H128ZM144 228V227H143ZM159 228V227H158ZM8 229V228H7ZM22 229V228H21ZM20 229V230H21ZM30 229V228H29ZM54 231H55V229L54 228H52ZM51 229V230H52ZM64 229H65V227H64ZM68 229V228H67ZM72 229V228H71ZM80 229H81V227H80ZM98 229V228H97ZM103 229V228H102ZM108 229V230H109ZM151 229V228H150ZM156 229V228H155ZM77 230V229H76ZM83 230V229H82ZM85 230V229H84ZM90 230V229H89ZM94 230V229H93ZM112 230V229H111ZM114 230V229H113ZM128 230V229H127ZM141 230V229H140ZM145 230V229H144ZM5 231V230H4ZM11 231V230H10ZM28 231V230H27ZM53 231V232H54ZM57 231V230H56ZM87 231V230H86ZM91 231V230H90ZM89 231V232H90ZM95 231V230H94ZM154 231V230H153ZM23 232V231H22ZM45 232V231H44ZM51 232V231H50ZM52 232V233H53ZM63 232V231H62ZM89 232H87V233H89ZM100 232V231H99ZM115 232V231H114ZM116 234H120V231H119V233H118V231L116 230ZM123 231H121V233H122ZM125 232H127V231H125ZM129 232V231H128ZM163 232V231H162ZM5 233V232H4ZM8 233V232H7ZM13 233H15V231H13ZM12 233V234H13ZM65 233V232H64ZM66 233H67V231H66ZM69 233H70V231H69ZM81 233V232H80ZM84 233V232H83ZM91 233V232H90ZM96 232H94L93 233V235L95 234ZM104 233H107V232H104ZM147 232L145 231V234H146ZM2 234V233H1ZM28 234H29V232H28ZM32 234V233H31ZM35 234V233H34ZM33 234V235H34ZM57 234H59V233H56V235ZM79 234V233H78ZM112 234V233H111ZM115 234V233H114ZM116 234H115V236H116ZM123 234V233H122ZM128 234V233H127ZM149 234V233H148ZM154 234V233H153ZM152 233H151V235H153ZM56 235H55V237H56ZM63 235V234H62ZM65 235V234H64ZM69 235H71V234H69ZM85 235H86V232H85ZM89 235V234H88ZM87 235V236H88ZM100 235H101V233H100ZM107 235V234H106ZM121 235V234H120ZM147 235V234H146ZM151 235H149V236H151ZM159 235V234H158ZM53 236H54V234H53ZM52 236V237H53ZM60 236V235H59ZM67 237H69L68 235H66ZM77 236V235H76ZM91 236H92V234H91ZM144 236V235H143ZM154 236V235H153ZM62 237V236H61ZM78 237V236H77ZM80 237H82L81 235H80ZM93 237V236H92ZM100 237V236H99ZM102 237V236H101ZM100 237V238H101ZM106 236H103V239H105V240H107V242L109 243V241H108V239H106L105 238ZM111 237V236H110ZM110 237H108V238H110ZM127 237H129L128 235H127ZM134 237H135V240H134V243H135V250H134V253H136L138 256H137V259L134 257V255L132 254V249H134V248H129V247H132V242L130 241L131 240V238L129 237L128 239H130V240H128V241H130L131 242V246H128V244H127V242L125 241V243L123 244L124 246H123V248H121V252L120 251H118V252H120L119 253V255H118V252H117V247H116V249L115 248H113V250H114V252H117V255H113V256H115L116 257V263H111V262H109V263H111V264H120V263H125V264H156V263H154L153 261L154 260H152L150 257H152V256H148L147 254H145V253H143V249H144V247H143V244L138 240V237H136V235L134 234ZM147 237V236H146ZM66 238V237H65ZM98 238V237H97ZM113 238H114V236H113ZM112 238V239H113ZM147 238H149V237H147ZM151 238V237H150ZM149 238V240H151ZM155 238V237H154ZM160 238V237H159ZM2 239H4V237L2 238ZM26 239V238H25ZM52 239V238H51ZM71 239V238H70ZM77 239V238H76ZM80 239H84V238H80ZM87 239H88V237H87ZM123 239V238H122ZM155 239H157V238H155ZM11 240V239H10ZM30 240V239H29ZM53 240V239H52ZM67 240H68V238H67ZM86 240V239H85ZM96 240V239H95ZM99 240H101V239H99ZM98 240V241H99ZM125 240V239H124ZM124 240H123V242H124ZM148 240V239H147ZM154 240V239H153ZM163 240V241H164ZM25 241V240H24ZM23 241V242H24ZM31 241V240H30ZM58 241V240H57ZM57 241H56V243H57ZM65 241V240H64ZM113 241V240H112ZM112 241H110V242H112ZM119 241V240H118ZM157 241H159V240H157ZM156 241V242H157ZM35 242V241H34ZM54 242V241H53ZM68 242V241H67ZM76 242H78L77 240H76ZM86 242V241H85ZM85 242H84V244H85ZM87 242H88V240H87ZM100 242V241H99ZM149 242V241H148ZM160 242V241H159ZM26 243V242H25ZM28 243L30 244V242H27L26 244L28 245ZM55 243V244H56ZM101 243V242H100ZM102 243H103V241H102ZM155 243V242H154ZM162 243V242H161ZM161 243H159V245L161 246L162 244ZM24 244V243H23ZM51 244V243H50ZM61 244V243H60ZM78 244H80V242L78 243ZM92 244H94V243H92ZM98 244V243H97ZM104 244H105V241H104ZM118 244H121V243H118ZM34 245V244H33ZM74 245V244H73ZM81 245V244H80ZM103 245V244H102ZM108 244L106 243V245L104 246L105 247V249H106V246H107ZM111 244L109 243V245L108 246H110ZM151 245V244H150ZM155 245V244H154ZM159 245H158V247H159ZM163 245H164V243H163ZM164 245V246H165ZM9 246V245H8ZM62 246V245H61ZM67 246V245H66ZM76 246V245H75ZM89 246V245H88ZM87 246V247H88ZM94 246H96V244H94ZM99 246V244L97 245V247ZM115 246H116V244H115ZM120 246V245H119ZM155 246H157V245H155ZM13 247V246H12ZM16 247V246H15ZM21 247V246H20ZM34 247V246H33ZM68 247V246H67ZM66 247V249H68ZM70 247H73V246H70ZM70 247H69V250L71 251V249H70ZM80 247V246H79ZM114 247V246H113ZM24 248H25V246H24ZM23 248V249H24ZM75 248V247H74ZM73 248V249H74ZM82 248V247H81ZM83 248H85L86 249V247H84L83 246ZM93 248V247H92ZM95 248V247H94ZM103 248V247H102ZM102 248H95V250L93 251V250H90V251H92V254H91V257L90 258H92L93 260H94V264H104V258H106L105 257V255H106V252L102 249ZM107 248H109V247H107ZM112 248V247H111ZM110 248V250H112ZM146 248V247H145ZM160 248V247H159ZM162 248V247H161ZM160 248V249H161ZM15 249V248H14ZM23 249H19L18 250V252L16 253V255L18 256V257H23V254L25 253V251L23 250ZM26 249H28V248H26ZM39 249V248H38ZM66 249H64V251L66 250ZM84 249V250H85ZM120 249V248H119ZM147 249V248H146ZM153 250H154V248H152ZM17 250V249H16ZM33 250H34V248H33ZM87 250V249H86ZM29 251V250H28ZM40 251V250H39ZM67 251V250H66ZM171 251V252H172ZM43 252V251H42ZM61 252H62V250H61ZM75 252H76V250H75ZM87 251H85V253H86ZM111 252V251H110ZM110 252H108V253H110ZM157 253H158V251H156ZM160 252V251H159ZM8 253V252H7ZM66 253V252H65ZM71 253V252H70ZM69 253V254H70ZM74 253V252H73ZM77 253H79V252H77ZM76 253V254H77ZM112 253L113 252H111L110 254L112 255ZM26 254H27V252H26ZM25 254V255H26ZM28 254H29V252H28ZM39 254H42V253H39ZM61 254V253H60ZM81 254V253H80ZM87 254V253H86ZM90 254V253H89ZM115 254V253H114ZM159 254V253H158ZM160 254H161V252H160ZM31 255V254H30ZM43 255V254H42ZM56 255V254H55ZM67 255V253L65 254V256ZM107 255H109V254H107ZM153 255V254H152ZM35 256V255H34ZM59 256V255H58ZM57 256V257H58ZM68 256H70V255H68ZM75 256H77V255H75ZM84 256V255H83ZM25 257V256H24ZM73 257V256H72ZM87 257H89V256H87ZM86 257V258H87ZM111 257V256H110ZM110 257H107V258H110ZM114 257V258H115ZM30 258V257H29ZM64 258V257H63ZM74 258V257H73ZM78 258V257H77ZM85 258V257H84ZM162 258V257H161ZM14 260H13V264H30V261H28L27 260V262L26 261H24V258L21 260V259H19V258H13ZM59 259V258H58ZM57 259V260H58ZM111 259H112V257H111ZM120 259H122V261H120ZM167 259H169V258H167ZM30 260V259H29ZM36 260V259H35ZM79 260V259H78ZM77 259H76V261H78ZM108 260V259H107ZM173 260V259H172ZM12 261V260H11ZM10 261V262H11ZM56 261V260H55ZM75 261V260H74ZM80 261V260H79ZM84 261V260H83ZM87 261H89V260H87ZM165 261V260H164ZM24 262H26V263H24ZM32 262H34L33 260H32ZM38 262H41V261H38ZM66 262V261H65ZM73 262V261H72ZM71 262V263H72ZM85 262V261H84ZM113 262V261H112ZM115 262V261H114ZM172 262H174V261H172ZM174 262V263H175ZM181 262V261H180ZM185 262H184V264H185ZM4 263V262H3ZM6 263V262H5ZM74 263V262H73ZM83 263V262H82ZM86 263H88V262H86ZM177 263V262H176ZM179 263V262H178ZM183 263V262H182ZM40 264H42V263H40ZM70 264V263H69ZM84 264V263H83ZM89 264V263H88ZM107 264V263H106ZM158 264V263H157ZM170 264V263H169ZM173 264V263H172Z\"/></svg>", "mask_w": 264, "mask_h": 264}, {"label": "water", "instance_id": "3", "mask_svg": "<svg viewBox=\"0 0 264 264\" xmlns=\"http://www.w3.org/2000/svg\"><path fill=\"white\" fill-rule=\"evenodd\" d=\"M176 239L191 264H264V117L225 143Z\"/></svg>", "mask_w": 264, "mask_h": 264}, {"label": "crops", "instance_id": "4", "mask_svg": "<svg viewBox=\"0 0 264 264\" xmlns=\"http://www.w3.org/2000/svg\"><path fill=\"white\" fill-rule=\"evenodd\" d=\"M259 94H260V92H259ZM259 94H258V95H259ZM260 96H261L260 103H261L262 106H260V107L258 108V110H260V109H264V92H261V95H260ZM263 111H264V110H263ZM263 111H262V112H263ZM257 112H258V111H257ZM262 112H261V113H262ZM261 113H260V114H261ZM242 128H243V127H242ZM240 129H241V128H240Z\"/></svg>", "mask_w": 264, "mask_h": 264}]
</instances>
